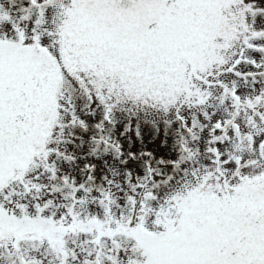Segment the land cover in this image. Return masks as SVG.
Wrapping results in <instances>:
<instances>
[{"label":"snow or ice","instance_id":"snow-or-ice-1","mask_svg":"<svg viewBox=\"0 0 264 264\" xmlns=\"http://www.w3.org/2000/svg\"><path fill=\"white\" fill-rule=\"evenodd\" d=\"M258 18V0H0V264H264V140L229 148L264 129ZM81 83L174 110L186 164L124 198L77 183Z\"/></svg>","mask_w":264,"mask_h":264},{"label":"rangeland","instance_id":"rangeland-1","mask_svg":"<svg viewBox=\"0 0 264 264\" xmlns=\"http://www.w3.org/2000/svg\"><path fill=\"white\" fill-rule=\"evenodd\" d=\"M258 3L264 6V0H258ZM257 22L264 24V18H258ZM71 98L74 111L86 124L93 118L96 120L92 123H96L97 126L107 124L108 121V124L112 126L110 135H115L113 139H109L112 144L118 145V150L113 146L110 147L111 144L107 145L104 158L100 157L94 162L86 163L89 166L95 165V169L89 176L93 179V183L82 181V177L77 178L74 172L75 170L82 172L83 158L87 156L89 145L93 147V142L85 132L75 135L67 130L64 136L66 150L74 156V159L62 163V167L74 177L77 183L82 181L81 184L89 185L95 192L107 187L106 177L111 178L115 181L116 189L119 190L118 195L124 198L133 193L139 195L140 186L159 187L166 184L168 178L186 164L188 154L185 148L192 143V138L186 136L177 145L173 142L174 134L169 129V125H174L175 121L180 120L177 113L175 119L171 116L174 110L152 108L138 101L120 99L118 100L120 104L110 107L112 118L110 116V120H103V118L99 120L104 111L108 112V103L99 99L89 85L81 83L75 86L71 91ZM114 102H117L115 98L110 104ZM129 124L133 128L131 133L133 138L125 136L123 139H118L121 136L119 129L124 130ZM252 134L254 143L251 148L247 141L242 142L235 136L229 148L234 150L236 144H241L245 154L254 155L259 150L260 141L264 140V129H254ZM167 138L171 140L168 141ZM72 139H75V143L71 142ZM96 141L99 140L96 139ZM100 144L104 145L102 140ZM146 154L147 158H144Z\"/></svg>","mask_w":264,"mask_h":264}]
</instances>
